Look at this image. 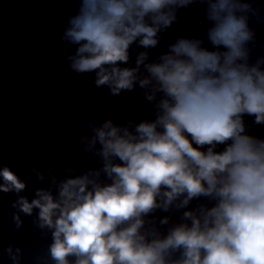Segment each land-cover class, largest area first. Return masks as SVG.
Here are the masks:
<instances>
[{
	"label": "clouds",
	"instance_id": "9594fccd",
	"mask_svg": "<svg viewBox=\"0 0 264 264\" xmlns=\"http://www.w3.org/2000/svg\"><path fill=\"white\" fill-rule=\"evenodd\" d=\"M193 3L205 7L210 48L180 37L157 60L146 62L142 51L135 67L124 66L133 44L156 48L177 9ZM257 11L243 0H78L61 36L75 47L70 69L95 73V86L107 85L113 96L138 83L150 86L148 101L162 98L155 119L134 130L106 120L82 138L88 151L99 144V170L60 181L55 196L43 188L31 201L18 195L12 206L29 216L39 209L38 226L51 230L54 264H264V139L249 135L244 122L250 116L264 125V57L251 63L246 47L255 36L247 13ZM25 188L0 167V192ZM181 197L178 207L200 197L215 203L184 211L190 224L166 235L141 231L143 217ZM13 218L19 228V215ZM7 251L19 264L20 249Z\"/></svg>",
	"mask_w": 264,
	"mask_h": 264
}]
</instances>
